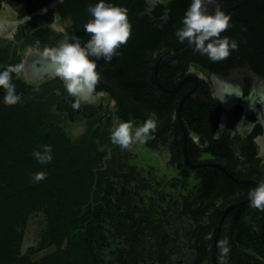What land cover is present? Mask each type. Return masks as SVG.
<instances>
[{"label":"trees","instance_id":"trees-1","mask_svg":"<svg viewBox=\"0 0 264 264\" xmlns=\"http://www.w3.org/2000/svg\"><path fill=\"white\" fill-rule=\"evenodd\" d=\"M246 6L250 10L243 11L235 21L231 19V27L221 35L235 39L239 45L248 48L255 41H264V37L246 34L251 29L264 33V0H251ZM226 15L231 16L232 13ZM160 40L159 36L143 37L137 49H125L114 57L110 66L100 71L101 78L96 89L108 91L116 99V114L122 121L140 120L143 123L151 113L156 114L157 120L163 118L164 122L161 127L157 126L154 139H149L146 144L154 145L172 128L173 159L179 160L184 137L176 117L177 108L187 88L194 83L192 81L175 92L162 91L153 82L150 71L138 67L139 61L143 64L145 57L151 56L152 44L159 45ZM165 41L167 46L179 43L177 38ZM188 46L186 55L211 71L225 73L233 64L232 58H228L227 66L213 62ZM139 50L140 56L135 54ZM182 57L177 51L172 60L173 68H170L168 60L169 67L159 71V80L164 86L171 88L179 82L178 74L187 67L186 63L180 62ZM19 59L20 56L11 58L10 54L0 50V71L9 65H16ZM16 80L14 73L12 82L21 97L19 103L5 104L4 89L0 88V264H127L133 255L134 241L140 233L147 232L149 226L139 225L141 220H133L127 226L123 221L117 224L124 209L121 197L125 194V187H118L123 170L119 162L120 147L115 145L112 154L104 147L110 133H103V126L98 127L96 121H86L84 131L75 138L68 134L69 119L75 113H80L75 117L83 121L96 111L88 114V110H74L71 107L74 98L68 96L63 81L58 77L41 84H17ZM200 80L206 87L207 83ZM203 96L190 95L185 100L181 115L186 129L188 132L191 129L197 131L202 137L201 142L208 141L211 147L216 144L223 149L228 148L227 140L213 138L220 110L218 102L211 97L209 90L203 91ZM210 120L214 123L210 127L212 129L201 130V126ZM44 145L51 146L53 159L50 163L40 164L33 152L43 151ZM110 145H114L111 140ZM187 145L190 159L194 160V152L202 148L189 135ZM41 171L46 173L47 178L34 182V174ZM216 174L201 172L204 178H199L198 188L194 194L187 196L183 212H180L193 221L189 228L188 249L201 245L200 254L204 258L208 254L209 241L213 246L221 218V211L215 206L216 200L227 201L236 192L248 193L254 188L251 184H239L231 178H216ZM145 179L139 178L142 182ZM176 184L174 179L173 185ZM133 200L137 202L138 198L133 196ZM37 211L45 213L46 229L39 243L23 252L25 229L30 216ZM231 214L237 225L230 245L235 264H254L253 260L262 264L257 255L264 257V211L254 210L249 203H244L236 206ZM225 223L226 220L219 241V264L224 263L220 245ZM119 232L126 234L130 244L125 248L128 256L126 254L124 258L122 253L117 255L121 248L116 240L112 242ZM212 246L208 264H212ZM173 247L168 248L172 250ZM45 250L47 252L36 256Z\"/></svg>","mask_w":264,"mask_h":264},{"label":"flooded vegetation","instance_id":"flooded-vegetation-1","mask_svg":"<svg viewBox=\"0 0 264 264\" xmlns=\"http://www.w3.org/2000/svg\"><path fill=\"white\" fill-rule=\"evenodd\" d=\"M241 1L217 0V3H219L223 11L237 5ZM250 1L248 0L242 5L225 11V14L228 12L232 13L230 17L233 21L239 19L243 11L250 10L246 6ZM105 2L128 9V17L132 25V35L128 43L121 46L119 49L120 53L125 49H137V44H139L140 39L143 37L156 38L159 36L161 39L159 41L160 44H152L151 56L145 57L143 64L139 61L138 67L150 71L154 78L153 82L156 86H159V71L164 68L167 69L169 65L171 69L173 68L172 60L178 51L183 56L180 62L187 64L186 70L178 74L180 77L179 82L186 78L180 88L187 86L193 81L194 85L187 88L185 93L191 90L195 86L196 81L190 76H197L198 83L191 95L194 97H204L203 91L209 90L211 97L217 100V106L220 109L218 121L215 124L216 128L213 131V138L221 137L227 140L228 148L223 149L220 145L216 146V144L214 147H211L208 141L201 142L202 137L197 134V131L191 129L188 132L183 122L187 134L199 143L200 148H202V150L194 152V160H191L188 154L189 159L194 164H205L201 167H191L185 160L183 153L179 160L173 159L172 142L174 140V132L172 128L168 129L162 137L158 138L154 145H147L146 143L144 145L145 151H152L151 159L153 161L155 159L154 162H156L159 168L162 169L164 167L163 162L166 163L168 175L161 174L162 181L155 182L157 188L154 191L156 198L159 199L154 200L153 196L149 197L152 199L151 207L148 212H142L139 219L141 223L139 225L141 224L146 227L149 225L155 226L156 234H160L159 237L163 239L166 245L173 247L174 244L177 245L179 243L177 237L178 227L174 230L175 232L170 230L167 226V221L169 217L174 219V216L185 217L189 220L187 214H180V212H183L187 196L190 194V191L185 190L184 186L180 189L181 191H176L173 185L174 179L178 183L180 178H198L200 182L199 178H204L201 176V172L205 174L217 173L216 178L252 179L257 183L260 179H264V41H255L248 48L239 45L238 51H233L228 57L232 58L233 64L226 69L225 73H218L209 70L207 66L197 63L186 55L185 51L189 48L187 41L184 42L185 45L172 51L170 50L184 43L179 42L175 46H167L166 44V39L177 38L175 32L183 26L182 19L189 8L191 0H105ZM97 3H99V0H0V50L1 52L20 56L16 65H23L22 80L27 82V84H41L49 79L56 78L51 68L48 73H44L46 72L44 71L40 75L34 72L37 69L46 67V62H44L46 58L43 55L44 51L55 48L65 37L73 42L74 38H79L82 45L86 43L90 39V36L84 31L83 26L92 18L87 8ZM208 10L209 12H214L215 8L213 5H210ZM246 34L257 38L264 37V33L258 30L254 31L251 29ZM30 54L34 55V57L36 56L35 60L30 61V59L27 62ZM135 54L140 56L141 50L135 52ZM228 58L220 61L221 65L227 66L230 61ZM90 59L96 58L90 57ZM168 60L169 65L167 64ZM37 64L39 65L37 66ZM25 65L28 67V70ZM30 66L32 69H29ZM97 66V71L100 73V71L107 69L110 64L105 63L101 58L97 60ZM25 70L30 72V75H27ZM200 79H203L207 83L206 87H204ZM234 86H239L240 96H237L235 93L229 94L230 87ZM161 90L164 91L162 88ZM105 94L115 102L114 110L116 111V99L108 91H99L96 88L93 95L83 99L81 103L83 105L86 102L92 103L99 100ZM116 118L118 122L122 121L117 115ZM212 119L215 120V117L213 116ZM163 120V118L157 120V126L161 127L164 122ZM134 122L137 126L142 124L140 120ZM212 123L213 121L210 120L209 123L201 126L202 128L200 129L203 130L204 128L209 131L212 129L210 127L214 125ZM207 147L208 149H206ZM124 155L126 157H137L133 150H128L127 154ZM174 168L176 169L175 173H173ZM227 172L232 177L227 175ZM137 177L140 182L142 181L139 178H147V176L139 174H137ZM146 181L147 188L144 190V193L150 190L149 178ZM237 183L244 185L251 184L254 188L257 186L254 183ZM164 186L166 188L170 187V192L165 193L162 189ZM171 189L173 190L171 191ZM238 197L240 198L236 199ZM247 197L248 193L245 191L241 193L236 192L234 195H230L227 201L221 198L217 199L215 206L221 211L222 215L228 205ZM141 202H143V197ZM235 208L229 210L224 219V221L226 220L225 231L221 242L226 241L228 251L223 255L224 253L221 248L220 254L224 261L223 264H235L230 245H232V234L237 229V225L234 216L232 214L229 215ZM232 231L233 233H231ZM186 235L188 238L189 230H187ZM200 247L201 245H198L194 249L193 258L189 264H202L204 257L200 254ZM184 252L183 250L181 254L183 259L186 258ZM257 257L264 264V257L259 255ZM253 261H255L254 264H261L260 261Z\"/></svg>","mask_w":264,"mask_h":264},{"label":"clouds","instance_id":"clouds-1","mask_svg":"<svg viewBox=\"0 0 264 264\" xmlns=\"http://www.w3.org/2000/svg\"><path fill=\"white\" fill-rule=\"evenodd\" d=\"M210 5L214 6V12H209ZM87 11L92 18L83 26L90 36L86 43L82 45L79 38H74L73 42L65 37L55 48L46 49L43 54L54 76L63 81L68 96L74 98L71 104L74 110H79L81 101L93 95L100 81L97 60L102 58L105 63H111L132 35L127 8L99 0ZM230 21L231 17L221 10L217 0H191L182 19L183 26L176 30L175 36L180 43L187 41L194 52L206 55L213 62H220L239 49L235 39L221 35L231 27ZM22 70L23 65L19 64L9 65L0 71V88L4 89V103L7 105H15L21 100L12 79L14 73L20 78ZM233 93L240 96L239 86L230 87L229 94ZM156 130V114L151 113L138 126L132 120L114 123L110 129V140L122 150H131L134 144H145L154 139ZM51 153V146L44 145L43 151H34L33 156L40 164H47L53 159ZM46 178V173L41 171L34 174L33 181L40 182ZM248 197L252 209L264 211V179H260L257 186L248 192ZM220 246L226 254V241Z\"/></svg>","mask_w":264,"mask_h":264},{"label":"rangeland","instance_id":"rangeland-1","mask_svg":"<svg viewBox=\"0 0 264 264\" xmlns=\"http://www.w3.org/2000/svg\"><path fill=\"white\" fill-rule=\"evenodd\" d=\"M16 54H10V57H14ZM46 71V68L38 69L35 71V74L40 75L42 72ZM27 75H30L27 70H25ZM22 74L20 78H17V84H27V82L22 80ZM34 78V77H32ZM115 102L109 98L108 95H103L99 100L93 101L92 103L86 102L84 105H81L79 110H88V114L90 112L96 111L90 118H84L83 121H78L75 117V113L71 119H69L70 125L67 127L68 134L75 138L80 135L85 129V122L86 121H96L98 127L103 126V133L109 131L112 128L114 123H118L116 118V111ZM104 147L108 149V151L112 154L115 150V145H110V139H106L104 141ZM145 144H134L131 148L137 157H126L123 154H127L128 150H122L119 162L122 167L121 176L118 179V187L121 186L124 188L125 194L121 197V201L124 204V209L122 211V215L117 220V224L123 221L124 225H128L133 220L139 221L141 213V207L143 212H148L151 207V196H153L154 200H158L156 198L155 189L157 186L155 182H161L163 178L161 174L168 175L167 167L165 166L166 163L163 162L162 169L159 168L156 164L155 159L154 161L151 159L152 151H145L144 149ZM111 155H108L110 157ZM156 158V157H155ZM123 160V163H122ZM123 164V165H122ZM120 167V169H121ZM134 169V172L132 171ZM128 169H131L130 172H126ZM166 170V171H165ZM124 171V172H123ZM145 175L149 178V185L150 190L144 193V190L147 188V179L143 182L138 181L137 174ZM176 172V169H173V173ZM200 182L198 178H180L176 186L174 187L175 190H180L184 186L185 190L190 191V193L194 194L196 189L198 188ZM165 193L170 192V187L166 188L165 186L162 188ZM173 189H171L172 191ZM181 191V190H180ZM144 193V194H143ZM153 193V195H152ZM133 196L137 197L138 200L135 202L133 200ZM143 197V202H141ZM142 203V204H141ZM179 217V216H177ZM174 216V219L169 217L167 221V226L170 230H175L178 227L177 237L179 239V243L176 248H168L170 245H166V243L159 237L160 234H156L155 226H150L145 233H140L137 239L134 241L133 244V251L131 252L133 255L130 257L127 264H189L192 260L194 255V249H188V238L186 235L187 230H189L190 226L192 225L193 221L189 218L187 220L185 217L177 218ZM178 225V226H177ZM47 226V218L43 211H37L33 213L28 221V225L25 229V236L24 242L22 246V251L26 252L29 247L36 246L39 243V240L42 237V234ZM119 228V227H118ZM175 232V231H174ZM116 237L112 240L119 246L121 249L118 250L117 255L122 253V257L128 253L125 248L128 245V237L123 232H119L115 234ZM210 235L208 236V238ZM128 245V246H127ZM211 244L209 241L208 244V254L202 261V264H208V256L209 251L211 249ZM50 250V249H48ZM185 251L184 254L186 258L183 259L181 254ZM47 252V250L36 254L39 256L40 254ZM171 255V257H170ZM225 255V253L223 254ZM128 257V258H129ZM112 258V257H111ZM126 258V257H125ZM115 260V258H112Z\"/></svg>","mask_w":264,"mask_h":264},{"label":"water","instance_id":"water-1","mask_svg":"<svg viewBox=\"0 0 264 264\" xmlns=\"http://www.w3.org/2000/svg\"><path fill=\"white\" fill-rule=\"evenodd\" d=\"M247 1H248V0H242V1H241L240 3H238L237 5L232 6V7H229V8H227V9L223 10V11L225 12V11L231 10L232 8H234V7H236V6H239V5H242V4L246 3ZM183 45H185V43L182 44V45H179V46H177V47H175V48H173V49H171L170 51H172V50H174V49H178V48L182 47ZM44 62H46V67H45V68H46V69H50L51 67H50V65H49V63H48V61H47V59H45ZM38 65H39V64H37V66H38ZM51 70H52V68H51ZM52 71H53V70H52ZM48 72H49V71L46 70V72H44V73H48ZM156 75H157V72H156ZM156 77H157V76H156ZM190 77H193V78L195 79L196 84H195V86H194L191 90H189L188 92H186V93L182 96V98L180 99L179 104H178V108H177V118H178L179 124H180V126H181V128H182V130H183V136H184L183 155H184V158H185V160L187 161V163H188L191 167H201V166H203V165H205V164H202V163L194 164V163H192V162L190 161V159H189V156H188V149H187L188 134H187V131H186V129H185V125H184V123H183L182 115H181L182 106H183L185 100H186V99H187V98H188V97L194 92V90H195V88H196V85H197V83H198V77H197V76L192 75V76H190ZM185 79H186V78H184L183 80H181V81H180L175 87H173V88H167V87H164V86L158 81V78H157V81H158L159 86H160L164 91H167V92H175V91H177V90L181 87V85H182V83L185 81ZM227 175H229V176L232 177V175L229 174V172H227ZM231 179H233V180L236 181V182H240V183H254V184L257 185V182H256L255 180H252V179H243V180H239L238 178H231ZM247 202H249V197H247V198H245V199H243V200H241V201H238V202H233V203H231L230 205H228V206L224 209V211H223V213H222V215H221V218H220V221H219V224H218L217 230H216L215 238H214V240H213V246H212V264H219V262H218V248H219V241H220V235H221V230H222L223 222H224V219H225L227 213H228L229 210H231L232 208H234V207H236V206H239V205H241V204L247 203Z\"/></svg>","mask_w":264,"mask_h":264},{"label":"bare ground","instance_id":"bare-ground-1","mask_svg":"<svg viewBox=\"0 0 264 264\" xmlns=\"http://www.w3.org/2000/svg\"><path fill=\"white\" fill-rule=\"evenodd\" d=\"M35 57H36V56H35ZM35 57H34V55L30 54L29 57L27 58V62H29L30 59H31L30 61H34V60H35ZM25 66H26V65H25ZM27 68H28V67L26 66V69H27ZM29 69H32L31 66H30ZM27 70H28V69H27ZM37 70H38V69H37ZM47 70L50 71L49 69H47ZM35 71H36V70H35ZM35 71H34V72H35ZM27 72H28V71H27ZM28 73L30 74V72H28Z\"/></svg>","mask_w":264,"mask_h":264}]
</instances>
